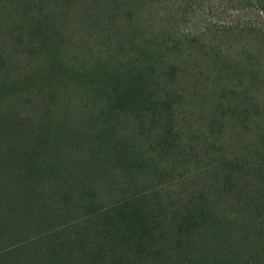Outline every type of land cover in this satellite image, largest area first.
<instances>
[{
    "label": "trees",
    "instance_id": "trees-1",
    "mask_svg": "<svg viewBox=\"0 0 264 264\" xmlns=\"http://www.w3.org/2000/svg\"><path fill=\"white\" fill-rule=\"evenodd\" d=\"M166 3L0 0V264H264V52L242 83L222 63L230 213L208 192L174 208L184 36L145 16Z\"/></svg>",
    "mask_w": 264,
    "mask_h": 264
},
{
    "label": "rangeland",
    "instance_id": "rangeland-1",
    "mask_svg": "<svg viewBox=\"0 0 264 264\" xmlns=\"http://www.w3.org/2000/svg\"><path fill=\"white\" fill-rule=\"evenodd\" d=\"M145 16L146 20L153 16L154 33L170 29L184 36L178 40L182 51L177 56L183 67L179 83L184 98L178 111L182 153L173 164H163L170 181L160 195L165 202H173L174 208H181L208 192L218 213L229 214L225 198L218 193V182L224 175L221 160L245 150L243 138L239 141L242 148L235 147L237 134L230 132L224 121L221 90L227 79L221 72L222 63L230 57L239 68L234 82L238 83V78L241 83L247 81L240 67H246L252 53L264 52V11L247 0H167ZM262 59L264 68V55ZM260 97L264 102V89Z\"/></svg>",
    "mask_w": 264,
    "mask_h": 264
}]
</instances>
